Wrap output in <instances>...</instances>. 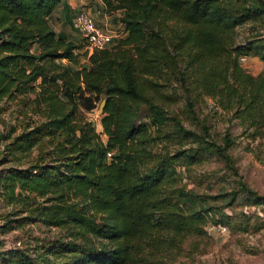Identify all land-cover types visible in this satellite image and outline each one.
<instances>
[{"label":"trees","instance_id":"16d2710c","mask_svg":"<svg viewBox=\"0 0 264 264\" xmlns=\"http://www.w3.org/2000/svg\"><path fill=\"white\" fill-rule=\"evenodd\" d=\"M100 1L106 12L122 10L124 36L87 54L48 24L59 0H0V101H14L22 118L18 130L0 131V164L12 162L0 167L8 206L0 226L57 231L45 248L54 262L24 249L6 253L20 264H184L186 234L210 208L176 184L174 162L214 149L235 168L228 133L207 142L205 125L185 127L168 105L207 95L244 129L252 126L249 135L259 133L264 34L239 42L235 28H258L264 0ZM247 54L263 62L256 75L240 64ZM101 95L105 140L81 112ZM166 124L164 136L194 145L153 150L150 128Z\"/></svg>","mask_w":264,"mask_h":264},{"label":"rangeland","instance_id":"374dc122","mask_svg":"<svg viewBox=\"0 0 264 264\" xmlns=\"http://www.w3.org/2000/svg\"><path fill=\"white\" fill-rule=\"evenodd\" d=\"M110 12L115 13V9ZM117 19L119 21V16ZM260 22V26H256L254 30L247 25L236 27V40L242 42L246 36L254 33L264 34V14ZM110 29L112 31L108 33L112 38L123 36L121 24L119 22L117 25V20L113 21ZM78 45L79 49L85 46L81 42ZM84 50L77 52L82 53ZM240 56L244 59L240 60ZM239 57L242 68L251 75L262 70L263 62L257 55ZM79 61L85 63L86 56L81 54ZM164 89L170 91L171 87L167 85ZM103 102L101 95L93 108L81 109V112L101 139L105 140L106 136L101 132L100 125V107ZM189 102L192 104V112L188 110ZM0 107V131L7 132L9 124H15L18 130L19 120L22 118L14 101H0ZM168 111L177 113L185 127L198 130L205 125L209 134L206 141L215 145L221 142L224 133H228L231 144L227 152L235 168L233 171L225 165L214 149L196 150L192 162H186V158L174 162L176 184L195 194L200 207L210 208L203 220L195 223L186 234L182 261L184 264H264V120L259 133L249 135V131L253 130L252 126L244 129L237 118L216 106L210 97L203 94L198 96L195 92H191L188 99L179 95L168 105ZM168 128V124L160 131L150 128V136H155L149 142L153 150L163 149L172 153L174 148H190L194 145L185 140L177 142L176 138L164 136L163 132ZM9 162L12 163L8 161L0 164V167L7 166ZM7 208L0 199V216ZM2 223L3 220L0 219V225ZM7 224L6 222V225L0 226V264H20L18 256L6 253L11 248L24 249L30 256L44 254L52 262L57 260V255L53 256L45 249L53 242L56 229H46L40 223H24L12 228ZM216 224L224 225L225 231H217Z\"/></svg>","mask_w":264,"mask_h":264},{"label":"crops","instance_id":"0c3cea01","mask_svg":"<svg viewBox=\"0 0 264 264\" xmlns=\"http://www.w3.org/2000/svg\"><path fill=\"white\" fill-rule=\"evenodd\" d=\"M79 9L88 12L95 22L109 33L112 31L110 28L113 21L117 20L118 25L119 21L117 18L122 14L121 9H115V13L113 14L111 12H105V7L100 0H59V3L47 16V22L56 35L77 45L79 42L82 43V39L73 29L71 22L75 12ZM121 35L124 36L123 31ZM115 39L111 35V40L108 45L112 44ZM76 50H84V46L79 49L78 45Z\"/></svg>","mask_w":264,"mask_h":264},{"label":"built area","instance_id":"2783aa9c","mask_svg":"<svg viewBox=\"0 0 264 264\" xmlns=\"http://www.w3.org/2000/svg\"><path fill=\"white\" fill-rule=\"evenodd\" d=\"M72 27L82 38L84 49H86L87 54H89L94 49H99L107 46L111 40V34L105 31L100 25H98L93 18L88 15L82 9H79L75 12L72 18ZM240 60L244 58L239 57ZM110 152H107L106 155L109 156ZM216 229L219 232L225 231V226L216 224Z\"/></svg>","mask_w":264,"mask_h":264},{"label":"water","instance_id":"95a60500","mask_svg":"<svg viewBox=\"0 0 264 264\" xmlns=\"http://www.w3.org/2000/svg\"><path fill=\"white\" fill-rule=\"evenodd\" d=\"M102 105H103V103H102ZM101 109H102V106L100 107ZM100 110V109H99Z\"/></svg>","mask_w":264,"mask_h":264}]
</instances>
